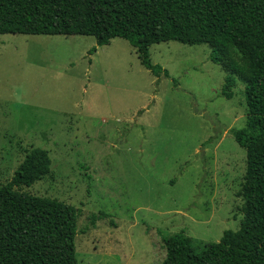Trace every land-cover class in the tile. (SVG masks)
<instances>
[{
    "label": "rangeland",
    "instance_id": "374dc122",
    "mask_svg": "<svg viewBox=\"0 0 264 264\" xmlns=\"http://www.w3.org/2000/svg\"><path fill=\"white\" fill-rule=\"evenodd\" d=\"M150 51L169 77L123 38L0 34V184L49 152L50 174L21 190L76 207L77 264H163L165 236L185 230L201 251L240 227L244 84L222 95L208 44Z\"/></svg>",
    "mask_w": 264,
    "mask_h": 264
},
{
    "label": "trees",
    "instance_id": "16d2710c",
    "mask_svg": "<svg viewBox=\"0 0 264 264\" xmlns=\"http://www.w3.org/2000/svg\"><path fill=\"white\" fill-rule=\"evenodd\" d=\"M0 34L88 35L99 46L123 38L157 77L170 75L152 62L153 44L210 45L226 73L222 95L235 96L237 79L245 86L246 123L230 131L247 152L243 217L201 251L185 230L163 237V264H264V0H0ZM51 165L33 148L0 184V264H77L76 207L21 190Z\"/></svg>",
    "mask_w": 264,
    "mask_h": 264
}]
</instances>
